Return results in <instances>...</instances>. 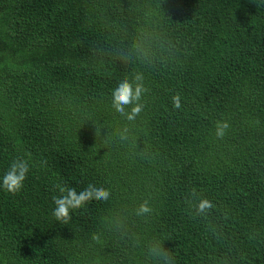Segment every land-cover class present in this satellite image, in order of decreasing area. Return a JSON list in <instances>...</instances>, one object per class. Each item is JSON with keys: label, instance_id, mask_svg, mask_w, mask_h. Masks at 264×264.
I'll return each instance as SVG.
<instances>
[{"label": "trees", "instance_id": "16d2710c", "mask_svg": "<svg viewBox=\"0 0 264 264\" xmlns=\"http://www.w3.org/2000/svg\"><path fill=\"white\" fill-rule=\"evenodd\" d=\"M137 75L130 120L111 89ZM18 160L0 264H264V3L0 0V177Z\"/></svg>", "mask_w": 264, "mask_h": 264}, {"label": "clouds", "instance_id": "9594fccd", "mask_svg": "<svg viewBox=\"0 0 264 264\" xmlns=\"http://www.w3.org/2000/svg\"><path fill=\"white\" fill-rule=\"evenodd\" d=\"M264 3V0H260ZM144 85L142 83V77L137 75L135 82L130 81L127 77L117 80L115 85L111 89L112 103L115 109L123 115H126L128 119H134L141 111L142 105L140 103L141 97L145 92ZM177 106L179 98H175ZM131 105V110L127 111L126 106ZM218 135L223 134V127L218 128ZM28 162L26 160H18L13 162L10 166V170L0 177V187L6 188L8 191H16L21 186L27 172ZM109 196V192L102 185H88L82 191L77 192L75 189L69 188L60 198L55 199V208L53 215L57 220L67 222L70 218V212L76 208L82 207L88 199L99 198L106 200ZM211 203L206 200H200L197 204V211L204 212L210 208ZM150 212V208L147 204H142L138 210V214H144ZM154 254H159V249L154 248L151 250Z\"/></svg>", "mask_w": 264, "mask_h": 264}]
</instances>
